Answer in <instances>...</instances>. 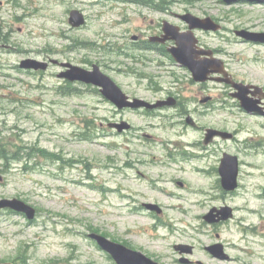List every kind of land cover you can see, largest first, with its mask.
<instances>
[{
	"label": "rangeland",
	"instance_id": "374dc122",
	"mask_svg": "<svg viewBox=\"0 0 264 264\" xmlns=\"http://www.w3.org/2000/svg\"><path fill=\"white\" fill-rule=\"evenodd\" d=\"M73 10L86 18L80 29L68 24ZM185 12L220 24L219 32L198 31L196 38L234 79L264 88V46L234 35L264 32L262 5L0 0V199L35 210L33 221L0 211V263L115 264L88 238L98 233L159 264H264V118L246 114L223 84L193 83L187 69L160 62L131 40L162 20L182 27L173 14ZM26 59L98 66L125 94L147 102L176 96L199 128L178 124L184 118L174 110L152 117L119 113L92 86L76 83L62 93L59 66L24 71L19 64ZM204 97L211 103L201 105ZM119 120L134 129L119 135L108 127ZM205 128L235 140L205 149ZM224 153L239 161L231 194L220 185ZM143 204L157 205L161 215ZM220 207L233 209V218L214 225L203 220ZM215 243L230 260L205 251ZM176 245L193 246V254L179 255Z\"/></svg>",
	"mask_w": 264,
	"mask_h": 264
},
{
	"label": "water",
	"instance_id": "95a60500",
	"mask_svg": "<svg viewBox=\"0 0 264 264\" xmlns=\"http://www.w3.org/2000/svg\"><path fill=\"white\" fill-rule=\"evenodd\" d=\"M227 6L237 4L241 1H246L253 4H262L264 0H222ZM183 21L188 24L190 32L184 35H177L173 33L166 24L164 31L171 35L172 39L175 40L177 47L170 50L171 55L174 60L187 68L193 77L194 82L203 83L207 80H216L217 82H224L226 84H231V86L237 91L233 95L234 98L238 99L241 108L249 114H263V111L257 107L259 102L252 100L247 97V89L249 86H244L242 84L233 83L228 77L224 70L223 63L219 60H196L198 55H211L210 52L199 51L195 52L194 45L196 40L193 38L191 30L200 29L203 31H213L216 32L220 30L221 26L216 24L211 18L200 19L191 14H186L182 17ZM68 23L72 28H80L85 24L84 16L81 12L73 10L69 13ZM237 36L243 38L244 40L262 43L264 44V33H253L245 30L237 31L235 33ZM53 63H57L53 61ZM61 67L67 68L68 70L60 73L59 78H65L70 82H82L95 86L99 89L102 97L114 105L117 109L121 110L123 108H158L162 106H173V100H168L166 102L148 104L141 100H128V98L123 94V92L117 87V85L106 75L102 74L97 66H93L91 71L84 70L82 68L72 66L70 64H61ZM20 67L23 69H34V70H46L47 64L40 63L33 60L22 61ZM211 74H218L223 76V78H209ZM256 91H262L258 87H253ZM264 98V95H263ZM190 123V121H187ZM116 127L120 132L125 128H128L127 124L122 125H112ZM214 137H220L222 140L232 139V135L225 132H220L216 130H207L205 135L204 144L210 143ZM220 176V183L223 190L232 192L237 188V176H238V161L235 156H230L224 154L221 159L220 166L218 169ZM148 208L152 210H157L156 206L149 205ZM10 209L14 212L24 214L28 220H33L35 216V210L27 205L26 203L17 199H2L0 200V210ZM159 212V211H158ZM232 217L231 209L221 208L220 210L211 209L210 212L204 216V220L209 223H218L221 221H226ZM88 237L94 240L100 249L110 255L116 264H158L151 259L147 258L143 254L133 251L128 247L114 243L109 239L93 233L88 235ZM179 250L181 254H191L192 249L189 246H178L175 248ZM206 250L218 260H227L228 257L223 251V246L221 244L212 245ZM184 263H188L184 261ZM0 264H11V263H0Z\"/></svg>",
	"mask_w": 264,
	"mask_h": 264
},
{
	"label": "flooded vegetation",
	"instance_id": "af4514ba",
	"mask_svg": "<svg viewBox=\"0 0 264 264\" xmlns=\"http://www.w3.org/2000/svg\"><path fill=\"white\" fill-rule=\"evenodd\" d=\"M185 14H187V13L185 12V13H182V14H173V18L175 20H177L182 25V27L179 26V25L170 23L168 21H165V20L159 21V22H157L154 25V27L146 30L147 31L146 34H148L146 37L143 34L133 36L134 38L133 37L131 38V40L133 41V44L135 46L141 48L145 52H148L150 54H155L156 57L158 56L157 59L160 60V62H163V60H164V62L166 64H171V65H174V66L182 67V66H180V65H178L176 63V61L174 60L173 56L170 53V50L173 49V48H176L177 45H176L175 40L172 39L171 35L164 31V27H165V25L167 23H169V26H171V28L170 27H168V28L170 30H172L173 33H175L177 35H184V34L190 32L187 24L182 19V16L185 15ZM192 32H193L192 36L196 40V43L194 45V49L193 50L195 52L205 51V52H210L211 53V55H198V56H196L195 59L199 60V61L215 60L216 58L214 56V52L211 51V50H207L205 47H203L201 45V43L199 42V40L196 38L195 32H198V30H195V31H192ZM199 32L207 33V32H203V31H199ZM238 40L240 42H242V43H245V41H243V40H240V39H238ZM160 62H158V64L164 65V64H162ZM209 78H214L215 79V78H218V77L217 76H212V77H209ZM229 78L235 83H242V84H245V85H252V84H246V83L240 82V81L234 79L231 75H229ZM191 81L193 82L192 79H191ZM212 82H215V81H212ZM193 83H195V82H193ZM196 84H201V83H196ZM224 86H226L228 89L231 90V93H229V94L232 97V95L234 94V90H232L231 84H229V85L225 84ZM247 92H248L247 93V97L248 98H251L254 101H257V100L259 101L257 103V107L260 108L263 111V113H264V98H263L264 88H262V91L260 92V91H256V89H254L252 87H248ZM126 95H127V97L129 99H136L137 98V97L133 96L132 94H130V95L126 94ZM202 99H203L202 102H204L205 105L208 104V103H211V97H204ZM164 100H173V102H174L173 106L172 107H163V108H159V109H145V108H141V109H138V110H134L133 112L134 113H140L142 116L147 115V116L152 117V116H156L159 113H162V111L174 110V111H176L175 116H177V117H181L182 116V118H184V120L177 121L178 124L190 126L191 128H199L197 126V124L194 123L195 121L192 122L190 119H188L189 118V113H187L186 110L183 109V106H181V103H180V100L178 99V97L173 96V95H168V96L165 97ZM164 100H158L156 102H163ZM237 105L239 106L238 102H237ZM208 108H209V106L206 107V109H208ZM126 111L127 112H131L130 109H124V110L119 111V113L126 112ZM258 117H262V116H258ZM188 120L190 121V123L187 122ZM122 121L123 120H119V122H122ZM133 129H134L133 126L130 125V128L128 129V131H131ZM208 129H213V128H205L202 131L205 132ZM128 131H126V132H128ZM122 133L123 132H121L120 134H122ZM145 137L146 138H150V136H145ZM233 140H235L234 134H233ZM216 141H217L216 138L213 139V141L209 145H211L212 143H214ZM176 143H178V142H176ZM196 145H198L197 142L194 145L190 146V148L191 147L196 148L197 147ZM209 145L203 144V147L205 148V147H207Z\"/></svg>",
	"mask_w": 264,
	"mask_h": 264
},
{
	"label": "trees",
	"instance_id": "16d2710c",
	"mask_svg": "<svg viewBox=\"0 0 264 264\" xmlns=\"http://www.w3.org/2000/svg\"><path fill=\"white\" fill-rule=\"evenodd\" d=\"M85 140H90V138L87 137V138H85ZM125 245H126V244H125ZM126 246H128V245H126ZM128 247H129V246H128Z\"/></svg>",
	"mask_w": 264,
	"mask_h": 264
}]
</instances>
